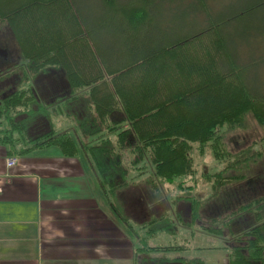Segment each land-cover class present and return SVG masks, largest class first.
<instances>
[{
    "label": "trees",
    "instance_id": "16d2710c",
    "mask_svg": "<svg viewBox=\"0 0 264 264\" xmlns=\"http://www.w3.org/2000/svg\"><path fill=\"white\" fill-rule=\"evenodd\" d=\"M94 1L90 18L81 0H0V28L20 57L5 69L11 83L0 75V148L15 159L48 148L65 158L80 151L114 216L134 237L133 264H206L172 257L185 250L181 245L149 243L161 231L200 223L202 199L185 186L197 180L195 154L214 162L200 174L209 201L246 180L264 157V138L237 152L225 141L228 133L246 131L249 119L264 128V16L257 24L244 21L241 32L232 29L263 10L264 0ZM225 4L240 11L225 13ZM162 6L183 11L182 23L201 26L164 36L161 29L172 28L161 25ZM1 58L0 72L7 66ZM48 69L63 75L69 91L44 105L34 79ZM82 99L89 123L75 128L77 140L50 122L33 134L35 117L60 116ZM139 201L145 207L137 211ZM263 207L264 194L200 226L224 242L218 249L228 251L226 264H264Z\"/></svg>",
    "mask_w": 264,
    "mask_h": 264
},
{
    "label": "crops",
    "instance_id": "0c3cea01",
    "mask_svg": "<svg viewBox=\"0 0 264 264\" xmlns=\"http://www.w3.org/2000/svg\"><path fill=\"white\" fill-rule=\"evenodd\" d=\"M58 75L63 79L52 73ZM45 76L34 79L38 98L68 93V86L46 88ZM77 104L55 119L46 116L48 124L76 139L75 128L89 123L86 107ZM36 125L35 119L33 133ZM6 159L0 148V264H133L134 237L114 216L80 151L65 158L57 148L38 150L12 168ZM134 205L137 211L145 207L141 201Z\"/></svg>",
    "mask_w": 264,
    "mask_h": 264
},
{
    "label": "rangeland",
    "instance_id": "374dc122",
    "mask_svg": "<svg viewBox=\"0 0 264 264\" xmlns=\"http://www.w3.org/2000/svg\"><path fill=\"white\" fill-rule=\"evenodd\" d=\"M77 3V0H75ZM254 1V0H249ZM81 6L83 12H85L90 18H94L96 15L91 10L95 7H97L96 1H90V0H81ZM166 6H162L158 8V11L160 12V21L161 25L166 28L170 27L172 28L169 31L162 30V34L168 38H171V36H175L178 34H182L184 32H194L197 28L201 26L200 21H192L187 24H184L181 22V20L178 18V15L182 13L183 11L180 10H171L166 9ZM211 7L213 9H216L214 7V4H211ZM238 7V9H237ZM237 9V11H240V6L231 5L230 8H226V4L223 7L222 10H224L225 13H232ZM97 10V8L95 9ZM174 15V16H172ZM99 16V15H98ZM264 16V8L263 10H260L258 12L250 14V16H247L244 20L233 24L234 26L232 29L236 32H241V27L245 24L244 21H248L247 24H249L250 20H254V24H257L256 20H260ZM162 28V27H161ZM6 33L5 28H0V43H4V45H0V50H4L6 52V57L2 60L5 61L6 65L5 67H1L2 72H0V75H5V82H12L11 79H15L14 77L8 78L7 73L5 71L6 67L12 66L20 61L19 57V51L17 48V45L12 38V36L9 35V37L6 38L4 35ZM172 34V35H171ZM8 35V32H7ZM240 39V38H238ZM1 64V63H0ZM50 70V71H48ZM47 73L48 76H45L46 83L45 86L49 90L52 89V87L55 85L59 88L62 87V77L58 75V79L54 78L52 76V73H59L58 71L54 69H48ZM255 77H257V70L252 69ZM60 74V73H59ZM61 75V74H60ZM1 92L4 90H0ZM39 101L46 105L49 100L47 97H39ZM84 100L82 102H79L77 104V108H80L83 106ZM52 119H55V116L52 115ZM37 121L36 128L34 129V133L44 131L47 129L48 126V120L43 118V116L39 115L38 117H35ZM34 119V120H35ZM32 120V121H34ZM42 123V124H41ZM225 141L227 148L231 150L232 152H237L242 148H245L249 146L253 141L256 140V142L260 141V139L264 138V128L257 126L251 119H249V127L246 131H240L238 133H228L225 135ZM77 140V138H76ZM259 148H261L260 143L256 144ZM258 147H254V149H258ZM16 158V162H17ZM195 168L197 171V180L195 182H188L185 186L190 187L192 191V195H194L196 198H200L201 200V206L203 208V212L201 214L200 223L196 224L194 227L186 228L185 230H178V228H175L174 231H161L158 233L157 237H155L153 240L150 241V246H156V245H181L185 250L179 252L181 254L174 255L172 257H185L186 259L189 258H198L199 260L204 261L206 264H223L224 262L227 263V258L224 252H227V250L222 249L219 250V246L221 244L225 246L224 242L219 239H213L209 235H206L204 231H202L203 228H206L210 225V218H222L226 214H228L229 211L236 208L238 205L246 204L248 200H251L253 198H258L259 196H262L264 194V157L259 160V162L256 164V166L253 167L252 170L246 171V180H244L241 183H233L228 186H226L224 189L220 191V194L217 196V198L209 201L206 200L209 195V185L203 182V179L200 177V174L209 170L211 167H214V162L209 154H206L204 156L199 155L198 153L195 154L194 158ZM17 164V163H16ZM15 164V165H16ZM6 165V160H5ZM251 180H254V182H251ZM174 188L171 187L169 190V193H174ZM161 196V195H160ZM187 203H179V207H181V210L187 206ZM186 208V207H185ZM264 213V207L263 211ZM202 226V227H200ZM191 233L195 234L194 237V243L191 242ZM209 247V248H208ZM223 247V248H224Z\"/></svg>",
    "mask_w": 264,
    "mask_h": 264
},
{
    "label": "built area",
    "instance_id": "2783aa9c",
    "mask_svg": "<svg viewBox=\"0 0 264 264\" xmlns=\"http://www.w3.org/2000/svg\"><path fill=\"white\" fill-rule=\"evenodd\" d=\"M16 164V159L15 158H7L6 159V167L7 168H12Z\"/></svg>",
    "mask_w": 264,
    "mask_h": 264
},
{
    "label": "water",
    "instance_id": "95a60500",
    "mask_svg": "<svg viewBox=\"0 0 264 264\" xmlns=\"http://www.w3.org/2000/svg\"><path fill=\"white\" fill-rule=\"evenodd\" d=\"M0 56L2 58H5L6 57V52L4 50H0Z\"/></svg>",
    "mask_w": 264,
    "mask_h": 264
},
{
    "label": "flooded vegetation",
    "instance_id": "af4514ba",
    "mask_svg": "<svg viewBox=\"0 0 264 264\" xmlns=\"http://www.w3.org/2000/svg\"><path fill=\"white\" fill-rule=\"evenodd\" d=\"M3 75H1V77H2Z\"/></svg>",
    "mask_w": 264,
    "mask_h": 264
}]
</instances>
